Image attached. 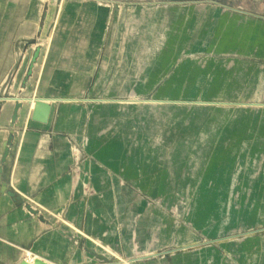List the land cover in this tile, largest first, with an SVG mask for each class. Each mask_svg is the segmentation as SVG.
<instances>
[{
  "label": "rangeland",
  "instance_id": "rangeland-1",
  "mask_svg": "<svg viewBox=\"0 0 264 264\" xmlns=\"http://www.w3.org/2000/svg\"><path fill=\"white\" fill-rule=\"evenodd\" d=\"M39 2V31L15 44L0 84L4 120V99L28 88L41 97L50 39L77 28L73 3L110 15L93 71L56 99L49 125L0 121L10 153L0 155V193L13 194L0 229L45 189L22 197L10 187L24 132L64 146L50 147L56 176L45 184L67 178L69 189L50 217L31 208L34 234L19 247L0 236V264L20 263L42 238L62 242L44 264H264V0Z\"/></svg>",
  "mask_w": 264,
  "mask_h": 264
},
{
  "label": "crops",
  "instance_id": "crops-1",
  "mask_svg": "<svg viewBox=\"0 0 264 264\" xmlns=\"http://www.w3.org/2000/svg\"><path fill=\"white\" fill-rule=\"evenodd\" d=\"M40 6L41 2H39V0H0V84H2L3 80H5V78L8 76L15 64V60L17 59L19 49L17 46H15V44H22L25 41H30V39L34 37L35 33L39 31L38 22L41 11ZM75 8L77 9L76 14L73 16L75 19L74 22H70L71 25L69 24V28H71L75 23V26L77 27H75L76 30L74 29L73 32H58L50 39L47 54L42 64L39 76L41 79L39 80L40 82H38L40 87L37 88L40 91L41 97V93L44 92V88L47 85L52 88V94L50 98H58L59 96L61 97L67 93L68 87L73 83V79L75 77H78L82 74L91 73L95 67L94 59L97 57L99 48L102 46L101 42H103L104 39L105 25L109 20V11L106 10L105 7H102L105 9L100 10L101 7L97 6L95 3L84 4L83 2H76ZM94 11H101L103 14H99V16H97ZM162 13L164 14L165 19L170 17L168 11L166 12L165 10V12ZM140 14L143 18L144 15L150 16L151 12H140ZM83 28L86 30V32H81L84 30ZM102 69L104 70L103 65ZM101 75V77L104 76L103 73ZM50 122L51 120L49 123ZM27 136L35 137L39 140L42 139L43 142L40 145L43 146L44 151L48 153V156L51 157L47 158V161H49V159H53V151L50 149L52 145L47 142L46 138H40V136L36 133H30ZM63 147V145H60V147L58 145L54 146V148L57 149ZM29 155V152L26 153V156ZM35 157L36 155L34 154L33 158ZM39 159L42 160L41 158ZM51 165L52 162L43 164L41 169L43 170L44 175L47 174V176L54 178L56 175L51 176L53 175V172L49 170V167L47 168V166ZM63 165V162L60 164L56 163L59 171L62 170L61 167ZM14 170L15 169H13V172ZM12 178L13 173L11 175V179ZM60 181L65 182L68 181V179L62 178ZM38 183H41V181L39 180ZM32 186H35L36 190L37 188H45L44 190L48 188L46 187L44 181L43 185L35 183ZM28 187L29 191L26 192L32 194L33 191L30 192V183H27L24 189L27 190ZM55 204H58V202ZM61 205L62 203L59 206ZM55 207H57V205H55ZM8 240L10 239H6L5 242L9 243ZM10 244L16 245L18 247L21 245L14 241L10 242Z\"/></svg>",
  "mask_w": 264,
  "mask_h": 264
},
{
  "label": "bare ground",
  "instance_id": "bare-ground-1",
  "mask_svg": "<svg viewBox=\"0 0 264 264\" xmlns=\"http://www.w3.org/2000/svg\"><path fill=\"white\" fill-rule=\"evenodd\" d=\"M39 1H43V0H39ZM62 4H63V1L60 4L61 8H62ZM73 4L75 5V3H73ZM96 5L99 6L98 4H96ZM74 7L75 6H73L72 8H74ZM99 12L97 11V16H99V14L100 15L103 14V13H101V11H99ZM46 48H47V45L45 46L44 51H46ZM33 94L34 93L30 92L29 88H28V89H25L22 91V97L21 98H19V97L15 98L14 97V98L4 99L2 102L5 103L4 106L6 107L7 117H6V120H4V118H3L4 116L1 114L0 121L7 122V119H9V120L12 119L13 111H14L13 106L15 104H19V108L17 110L14 122H19L22 124L25 123V126H27L28 123H31L32 125L37 126V127L47 126L49 121H50V116L53 112L54 102L56 101L57 98L45 99L43 97H34ZM26 95H30V97H25ZM36 95H37V92H36ZM63 100H66V99H63ZM37 103L49 104L51 106L49 117H48L47 122L45 124L40 123L36 120H33V118H32L34 116V112H35L36 108H37L36 109L37 113L34 116V119H36L35 118L36 116L39 117L42 115L43 109H42V107H36ZM9 112H10V118L8 115ZM4 135H5L4 132H0V142H2ZM27 135H25V132H24L21 135V137L19 138L18 143L16 144L17 146H16L15 153H14L16 155L15 160H14V169L15 170L13 172V178L11 179V183H10V187L16 193L22 195V197H25L28 195L27 194L28 192H26V190L24 189L27 183H30V189H31L30 192H32V191L35 192L36 187L32 186L33 184L37 183L39 185H41V184L43 185V181L49 182V180L50 181L53 180V177H49V176H47V174L44 175L43 170L41 169V167H43L42 166L43 164H48L51 162L50 159H49V161H47V158H51V157L48 156V153H46L44 151L43 146L40 145L43 142L42 139L39 140L38 138L30 137ZM55 143H58V142H55ZM2 146H3V142H2V144H0V147H1L0 155L1 156L4 155V151L2 152ZM52 148H54V147H52ZM28 152L30 153V155L26 156V153H28ZM34 154L36 155L35 158H33ZM9 156H10V154L8 152V155L6 156V158H8ZM39 158H41L42 160H40ZM61 158L63 161L64 157H61ZM0 159H1V157H0ZM58 161H60V160H58ZM52 167H53V164H52ZM61 169H62V167H61ZM60 171H62V170H60ZM54 173H55V171H54ZM53 176H54V174H53ZM39 180L41 181V183H38ZM68 194H69V189H68L67 181L61 182L60 179H59V181L55 180L54 182H52L48 186V188H46V190H44L42 192H37L36 197L34 196L35 198L32 201L29 200L30 201V207L28 206L26 208L17 209L15 211H13L12 213L7 214L6 217L3 218V220L1 222L4 225H1L0 236H2L4 239H10L11 241L26 242L34 234L33 228L28 227V225L24 222L25 217L29 214H32L31 208L32 209L36 208V209H38L36 211L42 212L45 217H50L48 214V212H50L48 210V206L53 204L54 208H59V205L67 199ZM8 196L9 195L6 193H3V194L0 193V213L4 212V210H6L5 201L8 200V198H9ZM57 202H58V204H55ZM59 202H61V203H59ZM54 204L57 205V207H55ZM45 228H46V226H45ZM76 231L77 230H75V232ZM61 245H62V242L58 238H54L51 241L45 240V239L38 240L37 243L32 247L30 252L24 251L25 255H24L23 259L21 260V262L20 263L18 262V264H21L22 262H24L25 264H41V263H44L46 260H49V261L57 260L58 259L57 257L60 253V249L62 248ZM39 259H42L44 262L43 261L39 262L38 261Z\"/></svg>",
  "mask_w": 264,
  "mask_h": 264
},
{
  "label": "water",
  "instance_id": "water-1",
  "mask_svg": "<svg viewBox=\"0 0 264 264\" xmlns=\"http://www.w3.org/2000/svg\"><path fill=\"white\" fill-rule=\"evenodd\" d=\"M38 53H39V49H37L36 52L33 54L32 64L35 63V61H36V59H37V56H38ZM28 73H29V74L31 73V68H30V70L28 71ZM36 107H42L43 112H42V115H41V116H39V117L36 116V117H35L36 119H34V116H35L36 113H37V112H36V111H37V110H36V109H37ZM36 107H35L36 109H35V112H34V116L32 117L33 120H36V121H38V122H40V123L45 124V123L47 122L48 117H49V113H50V110H51V106H50L49 104L37 103V104H36ZM18 108H19V104H16V105L14 106L13 117H12V119H11L12 122H14V120H15L16 113H17ZM7 154H8V150L6 149V150H4V155H3V158H2V162L5 161V158H6ZM7 194H8L10 197L13 196V194H12L11 192H8ZM21 264H25V263L22 262ZM41 264H44V263H41Z\"/></svg>",
  "mask_w": 264,
  "mask_h": 264
}]
</instances>
